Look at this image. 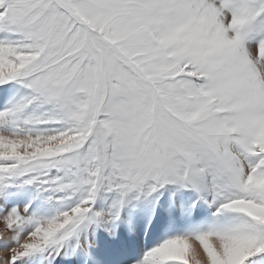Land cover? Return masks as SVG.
Returning a JSON list of instances; mask_svg holds the SVG:
<instances>
[{
    "label": "snow or ice",
    "instance_id": "snow-or-ice-1",
    "mask_svg": "<svg viewBox=\"0 0 264 264\" xmlns=\"http://www.w3.org/2000/svg\"><path fill=\"white\" fill-rule=\"evenodd\" d=\"M0 264H264V0H0Z\"/></svg>",
    "mask_w": 264,
    "mask_h": 264
},
{
    "label": "bare ground",
    "instance_id": "bare-ground-1",
    "mask_svg": "<svg viewBox=\"0 0 264 264\" xmlns=\"http://www.w3.org/2000/svg\"><path fill=\"white\" fill-rule=\"evenodd\" d=\"M173 195L177 199L182 198L181 193L172 194L167 191L163 192V195L160 197V204L155 210L157 215H153V207L150 204L146 202L138 203L136 201H133L131 204L127 205L124 208L122 216L125 219V221H131L134 224L135 228L137 229L136 236L135 237L130 236V234L128 233L127 223L121 224L117 228V231L129 239L143 242L145 236L143 232H141L140 230L149 231L153 228L155 223H158V214L168 207L169 201L173 197ZM150 219L153 223L149 222ZM106 235L107 233L103 234V236ZM103 236L101 237L102 243H106L103 241Z\"/></svg>",
    "mask_w": 264,
    "mask_h": 264
}]
</instances>
